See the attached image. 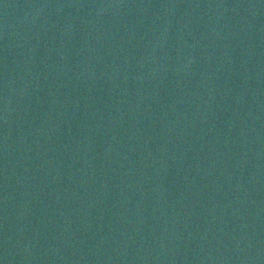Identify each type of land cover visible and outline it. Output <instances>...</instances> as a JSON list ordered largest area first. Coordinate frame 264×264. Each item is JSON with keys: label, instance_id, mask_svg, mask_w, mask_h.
Wrapping results in <instances>:
<instances>
[{"label": "water", "instance_id": "1", "mask_svg": "<svg viewBox=\"0 0 264 264\" xmlns=\"http://www.w3.org/2000/svg\"><path fill=\"white\" fill-rule=\"evenodd\" d=\"M0 264H264V0H0Z\"/></svg>", "mask_w": 264, "mask_h": 264}]
</instances>
